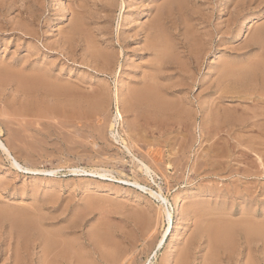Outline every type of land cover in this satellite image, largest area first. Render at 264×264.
Here are the masks:
<instances>
[{
  "label": "rangeland",
  "instance_id": "1",
  "mask_svg": "<svg viewBox=\"0 0 264 264\" xmlns=\"http://www.w3.org/2000/svg\"><path fill=\"white\" fill-rule=\"evenodd\" d=\"M263 80L264 0H0V264H264Z\"/></svg>",
  "mask_w": 264,
  "mask_h": 264
},
{
  "label": "bare ground",
  "instance_id": "2",
  "mask_svg": "<svg viewBox=\"0 0 264 264\" xmlns=\"http://www.w3.org/2000/svg\"><path fill=\"white\" fill-rule=\"evenodd\" d=\"M122 9L124 10V13H128L129 12V8L126 6V4H123V6H122ZM62 21L65 19L64 18V15L60 18ZM254 18L252 17V16H247V18H246V21H245V23H244V27H246V25L248 26V25H250V23H251V21L253 20ZM56 23H58V21L56 22ZM242 34V31L240 32V34H239V36ZM258 38L257 37H254L252 40H251V42H253V45H255L256 43H258ZM92 44V43H91ZM253 45L251 46V45H249V47H252L253 48ZM163 57V56H162ZM164 58V57H163ZM255 61V60H254ZM261 62L258 60V61H255L254 63H253V61L251 62V63H249V65L246 67V69H244V73L245 74H255L256 73V70L259 68V66H261ZM243 67V66H242ZM12 70H14V69H12ZM15 71V70H14ZM180 71V70H179ZM22 74H24V73H22ZM32 77H30V78H28L27 77V79L25 78V80H24V82L28 85V86H31V87H37V88H42L43 86H39V85H41V83L43 82V79L42 78H38V77H33V75H31ZM22 79H24V78H22ZM47 81V80H46ZM257 82V81H256ZM46 83V82H45ZM43 84V83H42ZM47 84H48V86L51 84H49L48 82H47ZM47 84H45V85H47ZM52 86L54 85V84H51ZM50 85V86H51ZM64 85V84H63ZM254 85V84H253ZM263 85H264V80H263ZM255 86V85H254ZM258 86V85H257ZM46 87V86H45ZM238 87H239V85H238ZM243 88H244V86H242ZM53 88H54V86H53ZM52 87H51V90L53 89ZM46 89H49V88H46ZM56 89V88H55ZM54 89V90H55ZM225 90V89H224ZM223 91V90H222ZM238 91L240 92L241 90H239L238 89ZM53 92V91H52ZM144 94V93H143ZM142 94V95H143ZM225 94V93H224ZM249 94V93H248ZM145 95V94H144ZM143 95V96H144ZM151 95V94H150ZM234 95V94H233ZM251 95V94H250ZM142 97V96H141ZM145 97V96H144ZM147 97V96H146ZM151 97V96H150ZM249 97V96H248ZM119 98V97H118ZM149 98V97H148ZM157 98V97H156ZM159 99V98H158ZM170 99V98H169ZM258 99V98H257ZM120 100V99H119ZM141 100H144V101H150L151 103L152 102H154V99H145V98H143V99H141ZM153 100V101H152ZM171 100V99H170ZM254 100V99H253ZM255 101H258L259 102V99L258 100H255ZM119 102V104H120V101H118ZM156 102V101H155ZM161 102H163V101H161ZM180 102V101H179ZM164 103H166V102H163V103H155L154 104V108H156V110L157 111H161V112H164V110L165 109H168L167 108V104H164ZM150 104V103H149ZM166 105V106H165ZM181 105V104H180ZM182 106V105H181ZM220 106V105H219ZM222 106V105H221ZM179 107V106H178ZM117 113H118V115H117V118H115V123H114V125L113 126H115L117 123H118V120H123V117H122V114H121V110H120V108L118 107L117 108ZM251 116V115H250ZM255 117V115L253 116V118ZM258 118V117H257ZM242 122V121H241ZM261 123V122H260ZM253 124V126H257V125H259V121H257V122H253L252 123ZM245 125V124H244ZM243 126V125H242ZM0 148L5 152V153H7V155L12 159V162H13V165L17 168V169H19V170H25V171H31V172H35V173H38V172H43V173H55V172H53V171H42V170H30V169H27V168H24L22 165H20L19 163H18V161L15 159V158H12V156H11V151H10V149L5 145V144H3V142L0 140ZM210 149V148H209ZM212 149V148H211ZM223 150V149H222ZM158 154V153H157ZM212 154V153H211ZM218 154V153H217ZM223 154V153H222ZM219 155V154H218ZM211 162V161H210ZM142 164V166H143V171L144 172H146V174H150L151 175V169H150V167L149 166H147V165H145V164H143V163H141ZM213 165V164H212ZM142 168V167H141ZM71 172H73L74 174H76V173H86L87 171H84V170H81V169H73V170H71ZM153 172V171H152ZM96 173V172H95ZM108 174V173H107ZM102 177H106L107 175H101ZM135 185H137V186H140L141 188H144L143 186H141V185H139L138 183H135ZM150 195L153 197V198H157V199H161L162 200V202H164V204L165 203H167L168 202V200H167V198H164L163 197V195L162 194H158V193H156V192H154V191H150ZM178 196V195H177ZM179 197V196H178ZM178 197H176L175 198V201H176V203H178V201H179V199H178ZM168 204V203H167ZM166 205V204H165ZM1 208V207H0ZM181 208L182 207H178L177 208V218H178V220L180 221L181 219H182V210H181ZM26 209V208H25ZM10 211H12L13 212V210H10ZM17 212V211H16ZM26 212V211H25ZM166 214L168 215V217H169V219H170V212L168 211V210H166ZM32 213H35V212H32ZM32 213H30V215L32 214ZM1 214V213H0ZM29 214V213H28ZM164 214H165V212H164ZM8 216V215H7ZM14 216V215H13ZM17 216V217H16ZM33 216V215H32ZM11 217H12V215H11ZM10 217V218H11ZM16 217V218H15ZM15 217L14 218H12L13 219V221H12V225H10V226H12L13 227V229H20L21 231H24L25 229H27V228H31L30 229V231H29V233L32 231V227H36V225L39 227V223H40V220H42V219H39L40 218V215L38 216V217H36V213H35V215H34V218L33 217H31V216H29V215H26V214H20V215H15ZM1 219V218H0ZM5 219H6V217H5ZM7 221H8V219H7ZM169 221V220H168ZM234 221V220H233ZM211 223V222H210ZM41 224H42V222H41ZM251 224H253V223H251ZM29 225V226H28ZM213 225V224H212ZM24 226H26V227H24ZM28 226V227H27ZM41 226V225H40ZM37 227V229H40V227L38 228ZM44 228V227H43ZM211 228H212V226H211ZM175 229V227H174V224H172V223H169V227L167 228V230H165L166 232H164V236H163V238H161L160 240H159V244H158V248H160V249H162V247L164 246V243H165V241H166V238H167V236L169 235L170 237H171V239L169 240L170 242H169V251H167L166 253V255H165V260H170L171 258H172V254H173V251L171 250L170 251V248H171V246H172V244H173V242H175V238L177 239V237H176V230H174ZM44 230V229H43ZM213 230V229H212ZM217 230H218V228H217ZM214 231L213 230V232L214 233H212L213 235H212V244L213 245H215L216 246V244H218V243H220L221 241L223 242V240H225L226 239V237H227V233L228 232H223L222 230H219V231ZM20 231V232H21ZM26 231V230H25ZM35 232H36V230H34ZM47 231H49V230H47ZM47 231H45V232H47ZM17 232V231H16ZM27 235H28V229H27ZM42 231H41V229H40V232L37 234V236H38V239H41V241H43V243H44V241L46 242L45 244H46V249H45V252H47V254H48V252H50V251H55V247H56V241L55 240H53L51 237H48V235H46L45 233H41ZM209 232H211V229H210V231ZM254 232V231H253ZM23 233V232H22ZM150 233V232H149ZM256 232H254V234H255ZM2 234H4V233H2ZM2 234H1V236H2ZM32 234V233H31ZM42 234H44V235H42ZM253 234V235H254ZM21 235V234H20ZM25 235H26V233H25ZM46 235V236H45ZM149 235V234H148ZM8 237H10V239H13V236L15 237V234L13 235V234H8L7 235ZM206 236V235H205ZM5 238H7L6 236H5ZM17 238H18V235H17ZM44 240H43V239ZM62 238V237H61ZM0 239H2L1 237H0ZM16 239V238H15ZM20 239V238H19ZM18 239V240H19ZM22 239V238H21ZM66 240V239H65ZM6 241H9V240H6ZM60 241V240H59ZM40 242V241H39ZM221 242V243H222ZM225 242V241H224ZM18 243V242H17ZM168 244V243H167ZM64 245V244H63ZM65 246V245H64ZM66 246H69V245H67V243H66ZM68 248V247H67ZM74 248V247H73ZM165 248V247H164ZM54 249V250H53ZM65 249V251H66V248H63V250ZM69 249V248H68ZM11 250H12V247H11ZM13 250H16V249H13ZM23 250V249H22ZM22 250H21V252H22ZM62 250V251H63ZM75 250V249H74ZM73 250V251H74ZM166 250H167V248H166ZM65 251L63 252V253H65ZM68 252V250L66 251V253ZM62 253V254H63ZM61 254V255H62ZM73 254V253H72ZM77 254V253H76ZM70 255H71V253H70ZM23 256V255H22ZM74 256V255H73ZM77 256V255H76ZM156 256V255H155ZM184 256V255H183ZM212 256V255H211ZM173 257H174V255H173ZM13 258H15L14 259V261H16L18 258H19V255H18V253L15 251L14 252V255H13ZM214 258V257H213ZM22 259V258H21ZM79 259V258H78ZM42 260H44V259H42ZM171 260H173V259H171ZM210 261V260H209ZM257 260H255V262H256ZM44 262V261H43ZM49 262V261H48ZM252 262V261H251ZM211 263V262H210ZM259 263V261L256 263V264H258ZM18 264H20L19 262H18ZM183 264H185V263H183ZM251 264H254L253 262L251 263Z\"/></svg>",
  "mask_w": 264,
  "mask_h": 264
}]
</instances>
